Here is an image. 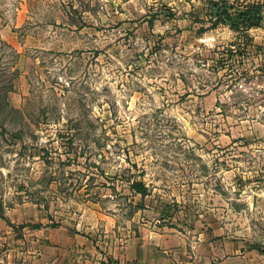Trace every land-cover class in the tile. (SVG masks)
Masks as SVG:
<instances>
[{
    "label": "rangeland",
    "instance_id": "obj_1",
    "mask_svg": "<svg viewBox=\"0 0 264 264\" xmlns=\"http://www.w3.org/2000/svg\"><path fill=\"white\" fill-rule=\"evenodd\" d=\"M247 252L264 264V0H0V264Z\"/></svg>",
    "mask_w": 264,
    "mask_h": 264
},
{
    "label": "trees",
    "instance_id": "obj_2",
    "mask_svg": "<svg viewBox=\"0 0 264 264\" xmlns=\"http://www.w3.org/2000/svg\"><path fill=\"white\" fill-rule=\"evenodd\" d=\"M249 13H250V10H244L238 13H230L227 10H222L220 13L222 16L221 21L225 23L226 22L229 23V25H231V27L235 29H239L240 24H242V26H244L245 28H251L254 26H258L261 20L260 18L261 16L254 14V16L251 17ZM131 187L135 189L137 192H140L141 194L146 193L145 188L143 187L138 188V186H135L134 183L131 185ZM11 226H13V224H11ZM27 226H31L32 228H40L43 226V224L37 223V224L30 225L28 223H22L18 225V228H24ZM51 226H56V224H51Z\"/></svg>",
    "mask_w": 264,
    "mask_h": 264
},
{
    "label": "crops",
    "instance_id": "obj_3",
    "mask_svg": "<svg viewBox=\"0 0 264 264\" xmlns=\"http://www.w3.org/2000/svg\"><path fill=\"white\" fill-rule=\"evenodd\" d=\"M148 255L145 256V259H147ZM249 254L247 253H242L237 260L235 259H230V258H225L222 259L221 261L215 262L213 264H237V261H239V264H249L248 260ZM210 262V261H209Z\"/></svg>",
    "mask_w": 264,
    "mask_h": 264
}]
</instances>
